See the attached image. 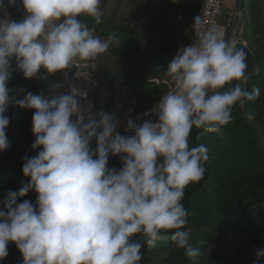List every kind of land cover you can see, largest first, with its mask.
Segmentation results:
<instances>
[{
	"label": "clouds",
	"instance_id": "1",
	"mask_svg": "<svg viewBox=\"0 0 264 264\" xmlns=\"http://www.w3.org/2000/svg\"><path fill=\"white\" fill-rule=\"evenodd\" d=\"M101 2L22 0L27 14L17 22L0 0V152L11 147L5 113L13 103L12 60L25 79L44 80L57 73L66 77L78 60L106 53L119 38L96 35L105 17ZM85 16L92 26L81 19ZM246 60L244 49L219 28L199 33L165 71L174 89L145 113H156L158 122L127 119L124 130L133 135L118 131L124 122L113 114L101 112L97 120L90 106L85 117L80 97L87 94L74 86L60 92L62 83L49 84L47 96L26 92L16 100L34 110L31 147L39 149L25 157L22 171L29 182L19 195H38L35 204L18 203L17 193L9 192L6 211H0V261L14 242L23 264H141L144 245L155 247L169 232L196 260L201 253L190 242L189 211L182 201L185 189L204 178L209 155L204 144L190 146L189 137L193 128L219 131L233 121L237 104L244 108L260 97L259 87L247 88ZM110 156L120 157V169L109 168ZM256 255L259 262L264 249Z\"/></svg>",
	"mask_w": 264,
	"mask_h": 264
},
{
	"label": "rangeland",
	"instance_id": "2",
	"mask_svg": "<svg viewBox=\"0 0 264 264\" xmlns=\"http://www.w3.org/2000/svg\"><path fill=\"white\" fill-rule=\"evenodd\" d=\"M202 0H102L104 20L96 25V35L106 39L115 34L118 43L94 60H78L84 72L81 82L88 85L93 98L100 83L102 103L98 111L107 112L124 122L118 128L125 132L127 119L137 124L156 115L146 116L167 94L174 81L166 74L169 63L177 52H171L176 37L188 40L199 14ZM238 0H224L221 14L216 19L225 38L234 22ZM92 26L90 17H82ZM236 45L247 53L246 63L250 80L249 91L259 87L261 95L244 108H233V121L219 131L210 133L193 128L190 146L204 144L209 160L206 173L199 182L185 189L182 203L189 211L187 230L190 242L201 253L196 260L185 254L172 241L156 242L155 247L144 245L141 264H264L257 261V251L264 249V0H243L242 19L236 35ZM186 43V42H185ZM184 43V44H185ZM183 44V45H184ZM173 53V54H172ZM43 71V70H42ZM12 78L8 82L13 103L5 113L10 118L6 129L11 147L0 152V211H6L9 192L17 193V202H36L37 193L19 192L29 182L22 166L25 157H33L35 141L32 131L34 110L19 107L15 101L26 92L49 94V84L68 82L64 73L47 79H25L12 60ZM236 83V82H234ZM249 114L254 118L249 119ZM139 118V119H138ZM109 168L120 169V157L109 158ZM134 239H142L137 236ZM8 256L0 264H23L22 253L14 242H9Z\"/></svg>",
	"mask_w": 264,
	"mask_h": 264
},
{
	"label": "built area",
	"instance_id": "3",
	"mask_svg": "<svg viewBox=\"0 0 264 264\" xmlns=\"http://www.w3.org/2000/svg\"><path fill=\"white\" fill-rule=\"evenodd\" d=\"M9 1V0H8ZM224 0H202L199 14L194 22L193 30L183 46H189L196 42L197 35L199 33L205 32L209 27L215 26L217 17L221 14L223 8ZM12 5V4H11ZM13 8L20 13L23 17L26 16V11L23 7L22 0H16L15 5H12ZM7 12L9 10L5 7ZM10 15V14H9ZM0 18L3 17V13H0ZM11 18V16H10ZM199 18V19H198ZM12 19V18H11ZM198 19V20H197ZM70 86H74L78 90L86 93V97H80L81 106L84 112L85 117L88 115V109L91 106L93 109L94 106V98L92 95V91L90 87L83 82H81L80 78H70L68 77V82L63 88L62 92H69ZM175 87V82L170 87V90H173ZM101 113V112H99ZM156 115H153L149 120L153 122L155 121ZM73 120L76 119L75 116L72 117Z\"/></svg>",
	"mask_w": 264,
	"mask_h": 264
},
{
	"label": "water",
	"instance_id": "4",
	"mask_svg": "<svg viewBox=\"0 0 264 264\" xmlns=\"http://www.w3.org/2000/svg\"><path fill=\"white\" fill-rule=\"evenodd\" d=\"M3 2H4V6L9 10V14L12 20L19 22L24 19V17L13 8V6L9 3L8 0H3ZM242 10H243V0H238L237 11L235 13V19H234V22L228 27V31L226 32L225 39H231V40L236 41L237 30L240 27L241 19H242ZM65 72L67 73L68 77L77 78L79 77L80 74L84 72V70L80 65L75 64L72 68L65 70ZM101 88L102 86L99 83L98 89L95 95L94 106L92 109V115L95 117V119H97L98 117V111L102 103ZM90 147L93 150L96 148L95 140L92 141Z\"/></svg>",
	"mask_w": 264,
	"mask_h": 264
},
{
	"label": "trees",
	"instance_id": "5",
	"mask_svg": "<svg viewBox=\"0 0 264 264\" xmlns=\"http://www.w3.org/2000/svg\"><path fill=\"white\" fill-rule=\"evenodd\" d=\"M185 42H186V39H184V36L176 37L174 41V46L172 47L171 51H169L168 53L179 51V49L183 46Z\"/></svg>",
	"mask_w": 264,
	"mask_h": 264
}]
</instances>
